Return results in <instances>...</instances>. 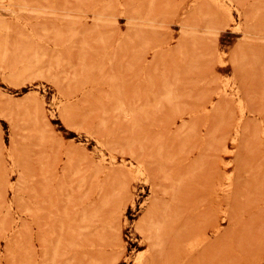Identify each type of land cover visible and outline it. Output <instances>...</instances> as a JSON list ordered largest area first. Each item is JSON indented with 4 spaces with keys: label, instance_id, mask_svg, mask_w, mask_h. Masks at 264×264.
Returning a JSON list of instances; mask_svg holds the SVG:
<instances>
[{
    "label": "rangeland",
    "instance_id": "obj_1",
    "mask_svg": "<svg viewBox=\"0 0 264 264\" xmlns=\"http://www.w3.org/2000/svg\"><path fill=\"white\" fill-rule=\"evenodd\" d=\"M139 260L264 264V0H0V264Z\"/></svg>",
    "mask_w": 264,
    "mask_h": 264
},
{
    "label": "bare ground",
    "instance_id": "obj_2",
    "mask_svg": "<svg viewBox=\"0 0 264 264\" xmlns=\"http://www.w3.org/2000/svg\"><path fill=\"white\" fill-rule=\"evenodd\" d=\"M214 1H215V0H214ZM216 3H219V2L216 1ZM217 5H218V4H217ZM220 5H221V4H220ZM223 7H224V6H223ZM25 9H26V8H25ZM224 9H226V8H224ZM228 12H230V11L228 10ZM2 13H3V12H2ZM230 13H231V12H230ZM3 15H4V14H3ZM229 15H230V14H229ZM238 103H239V102H238ZM242 104H243V103H242ZM239 105H240V103H239ZM240 106H241V105H240ZM132 166H133V165H132ZM133 167H135V166H133ZM140 168H141V167H140ZM229 178H230V177H229ZM228 181H230V180H228ZM141 259H142V256L140 257V260H141ZM143 259H144V258H143ZM140 260L138 261L139 264H140V262L142 261V260H141V261H140ZM141 263H142V262H141Z\"/></svg>",
    "mask_w": 264,
    "mask_h": 264
}]
</instances>
